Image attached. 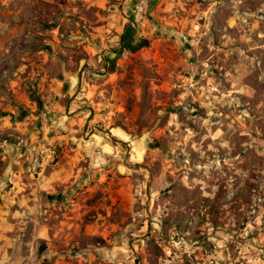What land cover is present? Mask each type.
Masks as SVG:
<instances>
[{
	"label": "rangeland",
	"instance_id": "obj_1",
	"mask_svg": "<svg viewBox=\"0 0 264 264\" xmlns=\"http://www.w3.org/2000/svg\"><path fill=\"white\" fill-rule=\"evenodd\" d=\"M106 1L0 0V264H264V0Z\"/></svg>",
	"mask_w": 264,
	"mask_h": 264
},
{
	"label": "crops",
	"instance_id": "obj_2",
	"mask_svg": "<svg viewBox=\"0 0 264 264\" xmlns=\"http://www.w3.org/2000/svg\"><path fill=\"white\" fill-rule=\"evenodd\" d=\"M130 1V0H129ZM129 1L127 3H125V6L127 7L129 5L132 6V4L135 6V8L137 9L139 7V1L140 0H131L129 3ZM93 2V6L97 7V8H104L106 7V0H92ZM126 2V0H125ZM122 3V2H121ZM128 7V8H129ZM131 8V7H130ZM81 72H83V70H81ZM58 88V87H57ZM60 110V109H59ZM66 111L65 115H60L59 113H56V115H53L54 118L53 121L55 122V124L57 126H66V127H71L73 126V124L75 123L74 120L70 117H68V115L73 112L71 109V105L66 107ZM68 114V115H67ZM67 115V116H66ZM23 132L27 131V127L23 126ZM21 128V129H22ZM120 133V132H119ZM116 134V133H114ZM14 145V149L15 150H19V147L21 145V142H17L14 141L13 142ZM17 145V146H16ZM4 159L6 160V166H5V170H4V176H6L7 178L4 180H0V185L3 183H7L8 181H12V182H16V180H20V176L21 175H26L28 172L25 171L21 165H20V160L18 158L15 157H11L8 154L5 153L4 155ZM18 159V160H17ZM41 164L39 166V170H38V176L37 178H35L34 180H31V184L35 185L36 187H38L40 190L43 191H47L50 189H53V187L55 185H62L64 182L67 181V176L70 175V171H68L67 169H65L64 167H60V166H55V167H50L47 166V157H42L41 158ZM36 158L35 159H31L30 165H32L33 162H36ZM18 164V167H12L10 164ZM120 168H123V166L120 165ZM30 176L32 177V174H30ZM4 220H7V224L9 225V217L4 218ZM4 223V222H3ZM6 231L0 230V241L2 240V238H6ZM5 243H7V245L9 244V241H4ZM4 246H6L5 244H3V242H0V252H2L4 250Z\"/></svg>",
	"mask_w": 264,
	"mask_h": 264
}]
</instances>
